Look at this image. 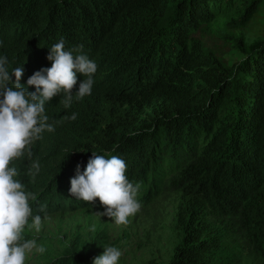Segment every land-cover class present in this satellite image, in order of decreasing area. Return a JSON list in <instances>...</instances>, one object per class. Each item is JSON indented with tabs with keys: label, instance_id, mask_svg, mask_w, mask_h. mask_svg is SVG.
Masks as SVG:
<instances>
[{
	"label": "trees",
	"instance_id": "16d2710c",
	"mask_svg": "<svg viewBox=\"0 0 264 264\" xmlns=\"http://www.w3.org/2000/svg\"><path fill=\"white\" fill-rule=\"evenodd\" d=\"M262 2L0 0V57L10 72L22 66L28 92L61 39L97 64L91 94L69 108L59 96L46 103L55 130L33 143L31 160L13 161L33 214L104 210L71 196L70 180L92 152L117 155L141 204L179 192L168 264H264V40L235 34ZM208 33L236 40L243 58L222 59Z\"/></svg>",
	"mask_w": 264,
	"mask_h": 264
},
{
	"label": "clouds",
	"instance_id": "9594fccd",
	"mask_svg": "<svg viewBox=\"0 0 264 264\" xmlns=\"http://www.w3.org/2000/svg\"><path fill=\"white\" fill-rule=\"evenodd\" d=\"M83 46L65 50L64 40L54 44L47 59L50 68L35 72L27 85L34 86L35 92H28L20 80L22 66L8 70V60L0 57V264H26L27 257L34 251L44 253L45 248L37 244L35 238H25V228L39 233L45 216L33 214L30 201L35 195L26 191L18 179L20 173L13 161L20 158L31 160V146L43 138L45 131L51 133L54 125L49 123L45 104L53 97H61L60 103L69 108L75 99L90 95L94 84L97 64L82 52ZM77 73L83 79L77 85ZM15 77V82L12 81ZM73 113L66 117L76 120ZM40 171L38 161H33L28 174L33 178ZM126 162L117 155H99L92 152V158L80 173L70 180L69 192L75 199L89 205L98 198L103 212L98 217L107 216L117 225H127L129 218L140 211L137 199L140 184H133L127 175ZM43 212V206L40 208ZM31 220V223L29 221ZM103 253L94 258L92 264H118L122 252L115 246L103 248Z\"/></svg>",
	"mask_w": 264,
	"mask_h": 264
},
{
	"label": "rangeland",
	"instance_id": "374dc122",
	"mask_svg": "<svg viewBox=\"0 0 264 264\" xmlns=\"http://www.w3.org/2000/svg\"><path fill=\"white\" fill-rule=\"evenodd\" d=\"M244 36L247 44L264 40V2L254 12L246 26L235 31ZM202 39L229 63L243 54L234 39H222L216 33L203 34ZM179 202V192L163 190L140 211L129 218L127 225L117 226L111 218L100 216L87 207L75 210H56L40 215L44 220L39 233L25 228V238H35L44 253H31L26 264H92L103 248L115 246L122 255L118 264H168L177 234L173 218ZM31 223V220L29 221Z\"/></svg>",
	"mask_w": 264,
	"mask_h": 264
}]
</instances>
